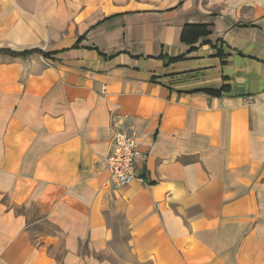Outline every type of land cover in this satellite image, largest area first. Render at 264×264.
Here are the masks:
<instances>
[{
	"label": "crops",
	"instance_id": "obj_1",
	"mask_svg": "<svg viewBox=\"0 0 264 264\" xmlns=\"http://www.w3.org/2000/svg\"><path fill=\"white\" fill-rule=\"evenodd\" d=\"M0 48L47 53L0 54V264H264V0H0Z\"/></svg>",
	"mask_w": 264,
	"mask_h": 264
},
{
	"label": "built area",
	"instance_id": "obj_2",
	"mask_svg": "<svg viewBox=\"0 0 264 264\" xmlns=\"http://www.w3.org/2000/svg\"><path fill=\"white\" fill-rule=\"evenodd\" d=\"M139 154L137 139L133 132L118 131L113 136L110 152L104 158L109 178L105 185L122 186L143 178L136 173V158Z\"/></svg>",
	"mask_w": 264,
	"mask_h": 264
},
{
	"label": "trees",
	"instance_id": "obj_3",
	"mask_svg": "<svg viewBox=\"0 0 264 264\" xmlns=\"http://www.w3.org/2000/svg\"><path fill=\"white\" fill-rule=\"evenodd\" d=\"M203 32H204V30L201 28L200 29H194V28H189L187 26L182 31V38L187 39V38H190L191 36L201 34ZM0 51H2L4 54L10 55V56H27V55L32 54V53H39V54L43 55L44 57L47 56V53H44L40 50H35V49L17 52V51L10 50L8 48H1Z\"/></svg>",
	"mask_w": 264,
	"mask_h": 264
},
{
	"label": "rangeland",
	"instance_id": "obj_4",
	"mask_svg": "<svg viewBox=\"0 0 264 264\" xmlns=\"http://www.w3.org/2000/svg\"><path fill=\"white\" fill-rule=\"evenodd\" d=\"M1 49V48H0ZM0 54H4L2 51H0ZM125 228L122 224L117 223L114 224V231L118 233V235L112 240V245L114 247H121L124 244V238H122V234L125 232Z\"/></svg>",
	"mask_w": 264,
	"mask_h": 264
}]
</instances>
